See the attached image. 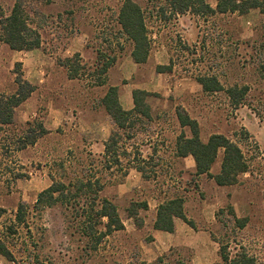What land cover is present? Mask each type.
Returning <instances> with one entry per match:
<instances>
[{
	"label": "rangeland",
	"instance_id": "374dc122",
	"mask_svg": "<svg viewBox=\"0 0 264 264\" xmlns=\"http://www.w3.org/2000/svg\"><path fill=\"white\" fill-rule=\"evenodd\" d=\"M134 1L153 14L163 4V0ZM121 2L28 0L32 25L41 38L39 47L15 51L0 41V93L14 92L18 75L35 87L16 108L13 123L0 127V207L4 210L0 238L10 254L0 255V264H221L218 242L228 241L231 253L236 243L264 264V73L260 67L264 14L252 9L242 15L215 13L198 19H187V14L167 21L147 18L152 38L149 62L130 74L128 68H120L130 51L119 34ZM207 2L214 8L215 0ZM13 3L0 0V13L7 15ZM76 35L85 48L71 62L80 68V75L69 81L60 64L72 57L70 40ZM113 57L105 84L147 92L142 96L147 116L133 115L128 129L120 131L117 154L124 150L127 154L119 157L120 165L105 170L100 155L108 124H103L104 131L92 122L106 119L101 104L106 87L88 84ZM166 65L169 71L157 73V66ZM204 74L215 77L222 89L203 91L197 78ZM232 85L247 86L245 104L249 105L230 104L225 90ZM177 109L197 122L202 142L211 134L235 142L247 171L223 186L207 174L196 175L192 157L178 158L174 152L181 132L190 137L189 129L178 124ZM26 122H41L49 130L22 150L13 151L12 144L4 149L2 137L25 129ZM114 130L115 126L110 134ZM133 158L145 160L148 179L133 170ZM221 158L220 149L211 175L220 171ZM60 160L69 176L74 167L91 168L104 184L100 195L115 204L123 229L94 245L82 233L80 210L60 203L34 207L39 192L51 183L49 174L61 176L55 166ZM9 170L19 177L11 178ZM174 194L184 197L183 211L194 229L180 221V228L160 233L154 242L153 210L156 213L157 205ZM143 202L146 210L140 208ZM20 205L23 221L17 224ZM229 207L237 218L246 220L242 229L233 228ZM160 256L162 260L156 262Z\"/></svg>",
	"mask_w": 264,
	"mask_h": 264
},
{
	"label": "trees",
	"instance_id": "16d2710c",
	"mask_svg": "<svg viewBox=\"0 0 264 264\" xmlns=\"http://www.w3.org/2000/svg\"><path fill=\"white\" fill-rule=\"evenodd\" d=\"M40 1V0H36ZM49 2L50 0H42ZM214 8L210 6L207 0H163L161 6H157L156 11L148 12L141 6L140 2L134 0H122L118 10L117 23L119 25V34L124 37V41L130 45V56L135 63L146 61L152 44L151 33L147 25V18L167 21L177 15L189 14L200 18L219 14H245L252 9H257L264 14V0H215ZM28 0H14L13 6L7 15L0 13V41L6 44L11 50L29 51L39 47L40 34L31 20L27 10ZM79 54L75 53L71 58H66L62 65L67 70L68 79L79 77V67L71 63L72 60H78ZM115 58H111L106 64L95 72L94 80L88 86L99 87L106 83L107 69L114 63ZM261 71L264 73V62L260 64ZM159 69L170 70V65L157 66ZM92 76V74H91ZM203 91L214 92L222 89L221 84L212 75L204 74L197 78ZM16 89L10 94L0 93V127L11 125L16 108L34 91L35 87L28 81L22 79L19 75L15 79ZM248 91L247 86L232 85L226 88L225 93L233 107L245 104V96ZM133 108L125 111L118 102V92L116 86H107L104 95L101 98V104L106 113L112 119L115 130L103 143L104 149L101 156V167L110 170L111 165H120L119 157L123 154H117V144L119 143L120 131L128 129V121L133 115L139 114L147 116L146 107L142 96H147V92L142 90H132ZM253 112L259 118V112L253 109ZM176 117L180 127H187L190 131V137H186L181 132L175 140L174 152L176 157H192L195 167V174H207L216 185L223 186L232 184L236 181L238 175L247 171L248 165L239 146L221 134H211L205 142L199 138L197 122L182 110H176ZM131 124V123H130ZM127 125V126H126ZM131 126V125H130ZM46 133V129L41 122H26V128L16 132V134H5L2 137L4 149L12 144L13 151L22 150L27 145L33 144L38 137ZM128 135V134H127ZM129 137V136H127ZM222 150L220 171L216 175H211L209 170L214 164L219 150ZM116 151V154L114 153ZM140 156L138 152H134ZM131 167L140 173L141 177L148 179L145 175L143 158H133ZM56 168L61 171V176L55 178L49 174L50 185L39 192L34 207H50L56 203L76 208L80 210L77 214L79 222L83 229V234L98 245L100 241L112 231L123 229V224L118 216L117 208L110 200L101 196L103 183L96 176L89 166H82L79 169L72 168L71 176L67 175V168L64 161L60 160ZM11 178H17L16 173L8 171ZM184 197L174 194L160 202L156 207L153 229L173 232V220L178 218L190 228L194 229L192 221L185 217L183 211ZM142 210L147 209L146 202L140 206ZM4 210L0 207V217ZM21 213H24L22 205L18 206L15 214V222L22 223ZM228 213L233 222V228L242 229L246 220L235 216L231 207ZM134 215V214H133ZM130 217H135V215ZM135 219V218H134ZM102 229H99V227ZM234 253L230 252L229 241L226 243L218 242V256L221 264H258L255 256L249 254L242 246L234 243ZM235 246H238L237 248ZM95 247V246H94ZM9 255L5 243L0 238V255ZM162 256L156 259L160 262Z\"/></svg>",
	"mask_w": 264,
	"mask_h": 264
},
{
	"label": "crops",
	"instance_id": "0c3cea01",
	"mask_svg": "<svg viewBox=\"0 0 264 264\" xmlns=\"http://www.w3.org/2000/svg\"><path fill=\"white\" fill-rule=\"evenodd\" d=\"M212 7V6H211ZM188 16H187V19H190V18H193V17H196V19H198V18H200V17H198V16H191V15H189V14H187ZM181 16H184V14L183 15H181ZM184 17H186V16H184ZM179 18H177V20H178ZM84 48H85V46L84 45H82L81 44V40H80V37L79 36H75L74 38H72L71 40H70V53L71 54H75V53H77V54H79V56L80 55H82V52L84 51ZM30 51H32V50H30ZM149 62V55H148V57H147V59H146V61L145 62H143V63H135L133 60H132V58H131V56H130V51H129V56H128V58H126L124 61H122L121 63H120V68L121 69H123V66L124 67H126V68H128L129 69V73L131 74V73H133L134 72V70L136 69V67H138V66H140V65H142V64H147ZM156 65H162L160 62H157L156 63ZM157 73H159V72H157ZM67 78V77H66ZM69 81H71V79H69ZM110 85H112V86H116L117 87V92H118V102H119V105L121 106V108L123 109V110H125V111H129V110H131L132 108H133V101H132V95H131V92H132V90L131 89H125V88H121V87H118L117 86V84H110ZM110 85H107V84H104V85H102V86H105L106 88H107V86H110ZM105 91H106V89H105ZM105 91H104V93H105ZM104 95V94H103ZM106 112V111H105ZM106 116H105V120H103V121H101V122H99V121H94V122H92L93 124H96L97 126L96 127H100L101 129H104V131H106L105 130V126L103 125V124H108V128H109V130H108V135L106 134V135H104V137L102 138V140H101V146H102V153H103V149H104V145H103V143L106 141V139L109 137V134H110V130L112 129V128H114V123H113V121H112V119L110 118V116L106 113L105 114ZM46 130H49V128H45ZM179 158V157H178ZM185 158V157H184ZM133 168V167H132ZM133 170L137 173V174H139L140 175V173L139 172H137L134 168H133ZM140 177H141V175H140ZM142 178V177H141ZM153 217H154V215L156 214L155 213V210H153ZM154 220H155V217L152 219V221H151V233H152V238H153V240H154V242L157 240V238H158V236L159 237H161V235L162 234H160V233H168V232H164V231H160V230H155V229H153V222H154ZM180 221H182V220H180V219H174L173 220V225H174V229H173V231H175L177 228H180L181 227V222ZM153 242V241H152Z\"/></svg>",
	"mask_w": 264,
	"mask_h": 264
}]
</instances>
